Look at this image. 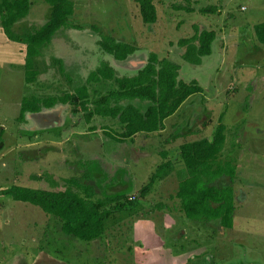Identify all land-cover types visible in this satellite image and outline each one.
<instances>
[{
    "label": "rangeland",
    "instance_id": "1",
    "mask_svg": "<svg viewBox=\"0 0 264 264\" xmlns=\"http://www.w3.org/2000/svg\"><path fill=\"white\" fill-rule=\"evenodd\" d=\"M29 1L26 15L10 25L7 35L0 25V264L29 263L36 250L45 248L70 264H124L127 225L140 213L163 224L169 215L171 226L157 228L168 241L183 247L206 246L214 264H264V43L257 42L252 31L253 24L264 21V0H149L155 19L147 24L140 20L136 0H72L68 22L79 29L62 26L55 31L32 57L36 75L27 83L21 38L44 23L50 11L43 0ZM202 8L206 11L200 12ZM90 25L136 48L129 61L113 65L117 74L134 72L130 63L145 64L153 52L158 60L166 58L179 66L178 79L195 80L202 89L167 116L159 131L147 135V147L139 148L150 152L137 156L138 162L133 154L135 160L129 161V142L109 137L122 130L114 118L93 115L87 123L77 104L71 111L67 103L58 102L19 114L22 98L59 97L83 85L90 109L93 100L116 88L113 79L86 81L101 62L109 64ZM195 28L214 32L210 53L197 65L181 59L184 48L177 44ZM140 105L142 109L144 104ZM218 123L224 126V141L217 159L232 165L234 176L221 175L207 184L233 190V225L228 229L221 228L218 220L200 223L184 217L175 197L177 181L186 175L179 145L210 138ZM132 138L138 145L143 136ZM165 162L169 167L158 170L172 178L161 185L155 177L140 195ZM132 164L134 170L142 168L132 174V185L129 179L112 185L116 174L131 171ZM68 179L89 186L92 198L117 197L104 205L111 212L103 235L94 241L65 236L56 218L2 194L11 185L69 187L81 194ZM116 201L125 208L112 210Z\"/></svg>",
    "mask_w": 264,
    "mask_h": 264
},
{
    "label": "trees",
    "instance_id": "2",
    "mask_svg": "<svg viewBox=\"0 0 264 264\" xmlns=\"http://www.w3.org/2000/svg\"><path fill=\"white\" fill-rule=\"evenodd\" d=\"M49 7L48 19L34 31L27 33L21 41L24 47V82H32L36 71L32 67V57L38 55L39 48L48 43L59 27L72 26L68 22L73 11L72 0H43ZM142 23H151L155 19L154 7L149 0H136ZM30 5L29 0H0V25L5 34L16 20L24 17ZM186 11L191 9L184 8ZM200 12L206 9H199ZM89 29L98 35L97 45L100 49L112 56L115 60H123L136 49L130 43L117 41L108 34H102L93 25ZM188 38H180L177 44L183 47L180 54L182 60L193 65L200 63L201 57L210 53V44L214 39L212 30H196ZM254 38L264 43V21L253 24ZM20 41V39H16ZM179 66L166 58L157 59L155 53L147 55L146 62L141 69L131 76H115L113 69L105 62H101L94 71H91L86 81L111 80L116 84L115 89L100 95L92 101V107H87L86 87L80 85L73 92H66L59 97L22 98L19 114L24 112H37L39 108L51 107L56 102L67 103L71 111L77 104L82 111L84 121L89 122L91 116L97 115L116 119L122 130L117 136L109 135L113 140L121 141L131 138L137 133H151L162 127L163 120L171 115L177 107L190 95L202 91L195 80L187 82L177 78ZM137 100L145 103L144 108L130 103ZM123 102H126L124 105ZM92 130V126H89ZM224 126L218 123L210 138L182 142L179 156L182 161L185 177L176 184L175 197L179 203V211L184 217L196 222L218 220L221 228L232 227V211L234 208L233 190L231 187H217L207 184L215 178L226 175L230 179L234 176V168L228 162L217 159L224 141ZM161 155H164L161 154ZM168 167V162L161 164L156 173L149 177V182L140 189L144 195L155 177L162 176L158 169ZM84 177L90 176L83 174ZM80 188L82 193L62 189L46 190L11 185L2 190L13 200L28 202L40 210L56 218L59 222V231L66 236L82 241L100 238L105 230V220L111 209L104 208L108 202L117 199L116 196L106 200L92 198L93 191L89 186L79 185L73 179L67 180ZM125 208L124 203H114L112 210Z\"/></svg>",
    "mask_w": 264,
    "mask_h": 264
},
{
    "label": "crops",
    "instance_id": "3",
    "mask_svg": "<svg viewBox=\"0 0 264 264\" xmlns=\"http://www.w3.org/2000/svg\"><path fill=\"white\" fill-rule=\"evenodd\" d=\"M107 55L109 57L108 65H110L113 68V70H114L113 65L115 66L116 63H120L123 61V60H115L114 58H112L111 55L109 54ZM129 59L130 58L128 55L124 59V61L127 62L129 61ZM137 65L138 64H136V62L130 63V67L134 68L131 70H134V72L129 71L127 74H124V73L117 74V72L114 70V74L116 73L115 74L116 76L134 75L139 69L143 67L144 64L140 66H137ZM104 81H107V80H101V82H104ZM187 98L184 100V102L187 100ZM129 102L138 106L139 108L141 107L140 104H144L145 106V103H140L137 100H130ZM125 103L126 102H123L122 104L124 105ZM155 132L156 131L147 133V134L137 133L143 136L142 138L143 140L140 139L142 141L141 144H138V145L132 144L133 142L132 137L134 135L131 138H126L121 141L115 140V142L121 143V144H125L129 142L131 144L130 146L131 148L129 149L130 150L129 156L130 155L132 156V154L135 155L136 161L138 162L137 156H148V153L150 152L144 149H140L139 147L141 146L147 147L146 145H148L149 143L148 140L150 139V137L147 135L154 134ZM154 154H155V150H154ZM159 154H163V152H160ZM135 158L133 159V156H132V159H130L129 161H132V160L134 161ZM133 167H135V165L132 164L131 171H129V169L126 168L124 170L125 172L120 171L119 175L116 174L117 177H114V184L112 185H116L117 183H122L124 179L125 180L129 179L128 185L131 186L132 177H133L132 174H135V172H138V171L142 172L141 167L137 169L135 168V170L133 169ZM117 178L119 179V182H117ZM166 178H172V176L169 177V172L163 174L162 176H160L158 179H155V180H158V181L160 180V183L162 185L163 180H165ZM156 188L154 191H156ZM150 191L151 189L148 192ZM140 214H141L140 216L135 217L134 219L130 220V222L127 225V231H126L127 240L125 243H127L126 250L128 252H127V255L125 254L124 264H214L213 253L209 252L206 249V246L187 245L183 247L182 245L177 246L176 243L168 241L169 240L168 236L162 234L160 230H158L157 228H159L158 226H160L161 228L162 227L167 228L171 226L170 225L171 221L168 219L169 215L166 216L168 218L165 217V221L163 224V221L159 222V221L154 220L151 217H144L143 213H140ZM90 241H94V239ZM223 263L228 264V263H225V261L220 262L218 264H223ZM23 264H70V262L63 260L60 257H54L45 248V249L36 250L32 261H29V263L24 262Z\"/></svg>",
    "mask_w": 264,
    "mask_h": 264
}]
</instances>
